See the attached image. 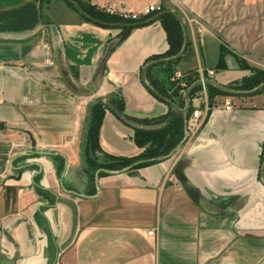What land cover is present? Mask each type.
<instances>
[{"label": "crops", "instance_id": "crops-1", "mask_svg": "<svg viewBox=\"0 0 264 264\" xmlns=\"http://www.w3.org/2000/svg\"><path fill=\"white\" fill-rule=\"evenodd\" d=\"M91 3L139 10L145 0ZM183 5L187 47L174 68L188 89L168 90L179 109L198 70L206 88L223 91L250 74L234 56L264 69V0ZM119 30L85 21L63 0H0V264H264V91L217 94L203 124L187 132L184 119L167 154L99 167L102 153L140 154L135 130L168 121L137 120L174 110L141 79L147 58L168 49L159 17L120 41ZM147 70L149 86H165L161 63ZM97 100L109 106L92 154Z\"/></svg>", "mask_w": 264, "mask_h": 264}, {"label": "trees", "instance_id": "trees-1", "mask_svg": "<svg viewBox=\"0 0 264 264\" xmlns=\"http://www.w3.org/2000/svg\"><path fill=\"white\" fill-rule=\"evenodd\" d=\"M63 1L70 8L75 10L70 2L66 0ZM72 1H74L80 7V9L90 17L106 23L141 22L154 15L153 13L147 16H143L139 19H123L118 15L109 14L108 12H105L104 10L98 8L95 4L91 3V0H72ZM81 18L84 19L82 16ZM159 19L166 32L168 49L162 54L152 55L148 57L146 63L165 57L168 58L175 56L181 50L183 44V31L180 21L174 15L168 13L161 15ZM84 20L87 21L86 19ZM118 28L120 29L118 33V41H120L127 36V34L129 33L132 27H118ZM224 51H225L224 49L221 50V56ZM234 57L238 62L239 66L243 69L248 70L250 74L244 76L240 81L228 84L225 90L223 91L217 89L212 84L207 83V93H208L210 105H212L213 103V97L217 94L227 95V90L248 91L264 83V69L249 66L246 63V61L241 57L239 56H234ZM177 61L178 60L173 62L161 63L165 75L164 76L165 86H160V84L156 82L153 83L154 89L160 95L170 100H173V98L172 95L168 93V90L171 89L173 93H176L181 88L180 78H172L175 73L174 64ZM187 82L188 85H191L193 83V85H191L190 87V92H193L200 86L198 82L196 83V77L191 81L187 80ZM262 91H264V87L253 94H258L261 93ZM109 100L112 103H114L113 105L115 106L114 109L118 113L117 115L119 116L122 115L121 113L123 109V104L121 100H119L117 94L116 93L111 94ZM107 106H109L108 103L103 102L102 100H97L91 107V117L87 128L86 142H87L88 152L92 154L95 153V151H100L99 129ZM187 116H188V112L187 114H185V116H182L181 114L170 109V111L167 114L157 116L155 118L137 120L139 123L146 125L155 122L166 121V120L168 122L166 123V125L157 129L135 130V135H134L135 143L140 147H144V150L140 154L131 157H124V156H114L107 153H102V157H103L102 161L98 162L97 166L108 170H116L126 166H131L138 160L145 161L167 154L172 149V147L179 141L180 135L182 134L184 119H187ZM176 134L177 136H175ZM167 138L168 141L166 142ZM260 161L261 164L263 165L264 140L261 144Z\"/></svg>", "mask_w": 264, "mask_h": 264}, {"label": "built area", "instance_id": "built-area-1", "mask_svg": "<svg viewBox=\"0 0 264 264\" xmlns=\"http://www.w3.org/2000/svg\"><path fill=\"white\" fill-rule=\"evenodd\" d=\"M225 2L230 0H224ZM98 8L108 12L109 14H115L120 16L123 19H139L143 16H147L150 14H157L166 9L176 10L182 18L185 20H189L185 13V7L183 5V0H145L144 6L139 10H124L118 9L114 6V4H109L107 6H97ZM199 71V81L198 84L200 85L196 90L193 92L189 91L187 94V99L190 103L191 109L190 114L186 119V130L187 132L192 131L199 127L205 121L212 105L209 104V98L206 88V83L203 78L202 70ZM207 73L212 75L214 70H207ZM172 78H180L178 73H174ZM188 86L182 84L180 88V92L183 93ZM234 107V102L232 98L227 99L224 101L222 105V110L224 111H231ZM148 234H151L152 231H148Z\"/></svg>", "mask_w": 264, "mask_h": 264}, {"label": "water", "instance_id": "water-1", "mask_svg": "<svg viewBox=\"0 0 264 264\" xmlns=\"http://www.w3.org/2000/svg\"><path fill=\"white\" fill-rule=\"evenodd\" d=\"M68 2L71 3V5L74 7V9L78 12V14L80 16H82L84 19H86L87 21L89 22H92L94 24H97L99 26H104V27H136V26H139V25H143V24H146V23H149L151 21H153L154 19L160 17L161 15L165 14V13H168V14H172L174 15L179 21H180V24L182 26V31H183V44H182V47H181V50L178 52V54H176L175 56H172V57H168V58H162V59H158V60H155V61H151V62H148L144 65L143 69H142V74H141V79H142V82L144 84V86L154 95L156 96L157 98H159L160 100H162L163 102H165L167 105H169L170 107H172L174 110L178 111V112H181L182 114H185L188 110H189V103L186 104V106L184 108H176L175 105L173 104V102L165 97H163L162 95H160L156 90H154L151 86H149L146 82H145V79H144V74L145 72L147 71V69H149L151 66L153 65H156V64H159V63H167V62H173V61H176L178 59L181 58V56L183 55V53L185 52L186 50V47H187V29H186V25H185V21L184 19L182 18V16L176 11V10H172V9H166V10H163L155 15H153L152 17L144 20V21H141V22H134V23H106V22H102V21H99L95 18H92L90 17L89 15H87L85 12H83L80 7L72 0H66ZM264 87V83H262L261 85L251 89V90H248V91H229L227 90V92L229 94H232V95H250V94H253L255 92H257L258 90L262 89ZM260 176H261V181L262 183L264 184V163L261 167V170H260ZM203 202H201V200L199 201V204H201Z\"/></svg>", "mask_w": 264, "mask_h": 264}]
</instances>
